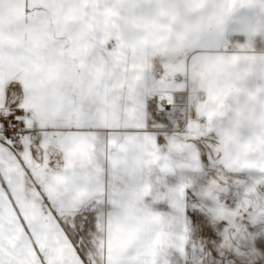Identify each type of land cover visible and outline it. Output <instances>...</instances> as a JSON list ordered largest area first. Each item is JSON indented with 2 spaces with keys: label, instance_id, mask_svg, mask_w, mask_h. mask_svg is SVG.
Here are the masks:
<instances>
[{
  "label": "rangeland",
  "instance_id": "1",
  "mask_svg": "<svg viewBox=\"0 0 264 264\" xmlns=\"http://www.w3.org/2000/svg\"><path fill=\"white\" fill-rule=\"evenodd\" d=\"M94 3L83 1L85 17L96 14L93 33L116 35L125 43L131 30L150 35L144 47L135 51L136 57L133 47L123 51L117 48L121 56L110 71L116 96L125 99L131 94L128 77L132 78L133 72L139 71L137 65L142 62L154 70L156 55L163 56V76L169 80L168 66L181 50L175 47L185 45L181 54L188 60L191 90H205L209 97L207 104L200 106L201 110L192 101L187 108L182 106L178 121L171 122V128L162 134L164 138L147 142L134 130L143 127L148 101L139 86L141 100L132 98L126 102L113 125L102 133L98 131L101 142L78 138L76 145L65 143L54 149L52 156L69 161L81 155L93 159V170L103 177L112 200V215L101 224L106 223L112 234L113 222L123 219L113 236L131 235L161 216L175 218V222L167 226L179 224L181 200L189 191L197 197V206L210 226L221 220L235 219L251 194L264 192V140L255 147L241 150L242 141L252 134L255 121L264 113V92H258L255 98L250 95L253 89L264 87V0H253L250 6L246 0H95ZM80 5L79 0H50L49 10L45 11L47 17L50 16V31L66 28L64 15L77 18L76 45L80 42V33L89 32L86 20L82 21V30L78 25H81ZM0 12L17 16L25 12V4L20 9L14 4H3ZM12 22H4V35L0 38V77L5 81L11 77L23 81L30 79L33 73L49 79L63 75L70 85L65 100L67 117L80 128L78 112H86L93 97L87 87L86 74L89 69L92 75L94 54L90 48L82 46L80 51L76 45L68 44L66 36L61 44L44 45L41 29H31L32 33L26 36L22 25H10ZM129 51L133 52L132 56ZM210 61L221 66L218 79L227 87L219 88L210 77L196 75V70L206 67ZM141 73L138 84L147 79V75ZM156 78L152 76L150 80ZM185 113L190 118H187L190 121L187 128ZM198 117H206L211 126H198ZM116 127L120 131H106ZM203 137L206 139H201ZM193 138L200 139L199 147L192 144ZM153 150L155 156L151 155ZM209 154L211 165L200 159ZM86 186L87 178L82 177L78 190L83 192ZM133 190L142 191L136 195ZM225 190H231L234 197L227 203L220 198ZM126 201L131 208L122 214ZM218 235L221 239L216 242L217 250H225L219 248L222 241H227L228 248L235 237L231 229Z\"/></svg>",
  "mask_w": 264,
  "mask_h": 264
},
{
  "label": "snow or ice",
  "instance_id": "2",
  "mask_svg": "<svg viewBox=\"0 0 264 264\" xmlns=\"http://www.w3.org/2000/svg\"><path fill=\"white\" fill-rule=\"evenodd\" d=\"M49 3L25 0V13L34 14L19 15L14 24L34 22ZM24 94L19 81L0 77V264H264V192L251 194L235 219L214 226L189 191L175 226L150 222L131 235L101 234V222L112 215L103 177L94 172L91 157L66 161L49 154L44 144L57 138V130L37 122ZM159 99L147 101L143 127L134 129L147 142L164 138L183 104ZM192 144L199 147L200 139ZM200 159L212 163L210 154ZM82 177L87 178L83 192ZM220 198L230 202L233 192L225 190ZM229 229L235 233L232 243L217 250L218 233Z\"/></svg>",
  "mask_w": 264,
  "mask_h": 264
},
{
  "label": "crops",
  "instance_id": "3",
  "mask_svg": "<svg viewBox=\"0 0 264 264\" xmlns=\"http://www.w3.org/2000/svg\"><path fill=\"white\" fill-rule=\"evenodd\" d=\"M79 1L81 3V13L79 18L81 25H78L82 30V21L86 20V25L89 26L86 28L89 29V32L80 33V42L77 43V45L79 46L76 45L77 18H75L74 20L73 17L64 15L63 21L66 22V28L53 29L52 31H50L51 29L48 28L50 24V16L48 14L47 17V13L45 14V12H43L34 22L25 23L22 25V27L26 36H29L30 32L32 33V31H30L31 29L34 30L36 29V27L41 29V42L42 44L44 43V45H46V43L53 45L61 44L63 38H65L66 36L69 37L68 44L76 45V49L78 47L80 51L82 49V46L85 48H90V52L94 54V57H92L91 61L93 66V70L91 71L92 75H90L89 69L86 74L87 87L93 97L91 105L86 106V112H78V116L81 119V127L76 128V124L74 123V121L68 119L69 117H67V113L65 110V100L67 99L66 94L68 95L70 92V85L68 79H64L63 75H60L59 77L54 76L53 78L49 79L43 76H35V73H33L30 76V79L27 77L25 80L19 81L18 78L11 77V80H9L19 81L24 86L25 94L21 98L23 99V102L29 108V110L35 114L37 122L43 125L50 126L53 129L57 130V138L55 140H49L44 144V147L47 149L49 154L52 155V151L54 149L60 148L65 143H70L73 146L76 145L77 143H75V140L78 138H84L86 142H101V136L98 134V131L102 133V131H105V128L107 126L113 125V122H115L116 120L115 117L117 116L119 118L120 110L125 106L126 102L130 101L132 98L141 100L140 98L143 97V95L139 86H142V90L145 92V96L146 89L148 87H152L159 90L173 91L176 99H182L183 104H188L189 101H192L199 106V110H201V105L207 104V101H199L197 98V92L191 90L192 86L188 73V60L186 61V58L181 54L185 45H179L175 47L177 51H179L180 48L181 50L176 58H174L170 66H168L169 68L167 70L170 72L169 80H166L163 76L164 69L161 62L163 56L156 55L153 59L154 70H150V66L142 62V64L137 65L140 67L139 71H134L132 78L128 77L129 82H131L132 85L131 94H129V96L125 99L120 98V96H116V94L114 93L115 89L112 87L113 85H111L110 71L111 66H113L115 62L118 61L117 58L121 56L117 48L121 47L120 50L123 51L126 48L130 50V48L133 47L134 52L140 51L144 47L146 41H148L150 35L145 31L143 32V34H141V30H131L127 34L128 43H125L122 42L116 35L113 36L105 32L93 33L92 28L96 19V14H92L90 18L85 17L83 10V1L86 0ZM90 1L92 3L95 2V0ZM3 4H14L19 6L20 9L21 6L23 7V5L25 4V0H13V2H8V0H5ZM47 10H49L48 7ZM33 14V12H23L22 14H17V16ZM17 16L15 14L14 16H12V14L0 12V38L4 35V22L14 21L15 17ZM13 23L14 22L10 23V25H14ZM111 40L114 43V49H104L102 45L106 47V43ZM32 41L35 42L34 39ZM129 53L130 55L131 53L133 54L132 51H129ZM134 55L135 57L138 56L136 55V52ZM151 71H154V74H152ZM141 72L147 75V79L143 82V84H138L139 80L137 78L140 77L139 74L142 75ZM183 73L188 74L187 82L182 81L180 83H175V77ZM152 76H157V78L155 80H150V77ZM80 78L83 81V77L81 76ZM165 83H167V85H165ZM168 84L170 85L168 86ZM75 105H77L76 102ZM128 114H130V102L128 105ZM185 117L189 118V115L185 113ZM211 121L213 122L212 119ZM95 125H97L96 128H94ZM98 125H101L102 127H99ZM69 129H71L72 131H66ZM92 131H95L96 134ZM78 142H80V140ZM65 160L69 161L67 158Z\"/></svg>",
  "mask_w": 264,
  "mask_h": 264
},
{
  "label": "clouds",
  "instance_id": "4",
  "mask_svg": "<svg viewBox=\"0 0 264 264\" xmlns=\"http://www.w3.org/2000/svg\"><path fill=\"white\" fill-rule=\"evenodd\" d=\"M222 69L221 66L216 62V61H210L207 63L206 67L198 68L196 70V75L198 76H205V77H210L212 79V82L215 86L219 88H225L227 87L226 83H223L221 80L218 79L219 74L221 73ZM215 73V75H213ZM258 92H264V87L258 88V89H253L250 95L255 98ZM264 113H262L261 117H258L257 120L255 121V128L253 129V132L250 136H248L246 139H244L241 143V150H247L248 148L255 147L257 142L264 140ZM212 185H209L211 187ZM136 195H139V193L142 190H133ZM132 197L130 196L129 199ZM131 208V205L126 201L125 205L121 208V213H127ZM236 209L233 210L235 212ZM155 223L167 226L169 223H174L175 218L174 217H164L161 216L158 221H154ZM123 224V219L119 221H114L112 224V234L115 235L116 229L118 225ZM98 231L101 234L107 235L108 234V226L106 223H102L101 226L99 227ZM219 248L221 249H226L227 248V241H222L219 245ZM250 264L252 262L250 261Z\"/></svg>",
  "mask_w": 264,
  "mask_h": 264
},
{
  "label": "built area",
  "instance_id": "5",
  "mask_svg": "<svg viewBox=\"0 0 264 264\" xmlns=\"http://www.w3.org/2000/svg\"><path fill=\"white\" fill-rule=\"evenodd\" d=\"M106 49L107 50L114 49V43L112 40L109 41L108 43H106ZM187 80H188V74L187 73L180 74L179 76L175 77V79H174L175 83H180L182 81L187 82ZM146 96H147L148 100H150L152 97H159L160 98L158 101L159 103H165V102L171 101L173 98H175V94L173 91L159 90V89L152 88V87H148L146 89ZM208 97H209V95H208L207 91H205V90L197 91V98L199 101L205 102V101H207ZM182 106L187 108V104H185V103L182 104ZM189 122L190 121H188L187 117H186L185 128L188 127ZM196 123L198 126L210 125V123H208V121L206 120V117H198L196 119Z\"/></svg>",
  "mask_w": 264,
  "mask_h": 264
},
{
  "label": "bare ground",
  "instance_id": "6",
  "mask_svg": "<svg viewBox=\"0 0 264 264\" xmlns=\"http://www.w3.org/2000/svg\"><path fill=\"white\" fill-rule=\"evenodd\" d=\"M253 0H246V4L247 6H250V4L252 3Z\"/></svg>",
  "mask_w": 264,
  "mask_h": 264
}]
</instances>
